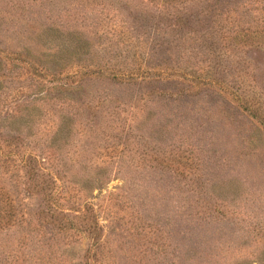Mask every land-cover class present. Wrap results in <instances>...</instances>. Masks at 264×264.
<instances>
[{
    "label": "rangeland",
    "instance_id": "374dc122",
    "mask_svg": "<svg viewBox=\"0 0 264 264\" xmlns=\"http://www.w3.org/2000/svg\"><path fill=\"white\" fill-rule=\"evenodd\" d=\"M263 6L0 0V264H264Z\"/></svg>",
    "mask_w": 264,
    "mask_h": 264
},
{
    "label": "trees",
    "instance_id": "16d2710c",
    "mask_svg": "<svg viewBox=\"0 0 264 264\" xmlns=\"http://www.w3.org/2000/svg\"><path fill=\"white\" fill-rule=\"evenodd\" d=\"M244 4V9L248 13H254L252 6ZM252 5V4H250ZM261 6V5H260ZM264 9L259 7L256 11ZM253 17L252 21L254 23ZM252 23V26L255 25ZM251 26L246 28L245 34H255V31H251ZM3 75V74H2ZM257 109V108H256ZM166 237L157 246L158 253L153 254L151 258L152 264H220L221 255L219 252L212 250L207 244H201L200 242H192L186 238L184 230H182L179 239L172 240L169 231L166 232ZM179 234V235H180ZM170 236V237H169ZM87 264H97L93 256L86 257ZM149 264V263H148Z\"/></svg>",
    "mask_w": 264,
    "mask_h": 264
}]
</instances>
